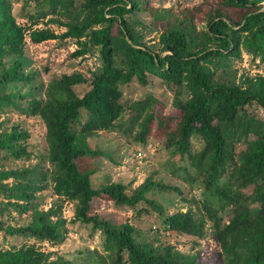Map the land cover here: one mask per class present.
I'll list each match as a JSON object with an SVG mask.
<instances>
[{
    "label": "trees",
    "instance_id": "trees-1",
    "mask_svg": "<svg viewBox=\"0 0 264 264\" xmlns=\"http://www.w3.org/2000/svg\"><path fill=\"white\" fill-rule=\"evenodd\" d=\"M264 0H202L191 6H155L156 0H83V6L68 21L58 20L66 30L58 34L49 28H33L39 17L31 15L29 28L13 14L12 0H0V112L28 97V111L42 117L51 132L46 140L55 158L7 173L16 182L11 203L27 212L28 221L7 229L11 235L60 244L68 234L63 216L64 201L74 203L81 219L99 228L110 264H264V121L254 112L264 109ZM75 0H50L53 11L69 13ZM146 9L154 16L160 33L161 50L155 51L139 39L127 14ZM28 31L33 43L56 38H74L80 48L74 57L84 56L88 39L98 48L100 65L87 76L82 72L64 73L52 79L44 95L33 89L21 92L17 85H28L34 76L24 72V52L18 49ZM243 50L258 58L263 73L240 75L232 60ZM117 58L118 61L117 62ZM150 75L174 85H185L188 97L170 114L165 100L149 96L133 101L137 140L147 144L152 136L162 139L173 154L190 153L193 138L201 141L196 157L197 174L203 179L209 197L202 202L204 215L197 217L190 206L172 212L156 198L158 191L178 193L181 203L190 201L177 184L147 177L131 188L130 183L113 181L95 184L93 164L84 158L101 155L92 148L90 137L113 128L126 108L122 86L135 77L143 84ZM246 115L244 125L238 114ZM29 132L13 127L0 133V151L14 158L29 154L25 141ZM248 137L246 146L236 152L233 143ZM75 142V143H74ZM175 172V162L172 161ZM50 188L57 200L41 207ZM216 198V201L214 200ZM96 199L113 201L130 208L136 216H154L159 227L179 234L191 243L185 251L170 240L160 250L138 241L129 222L114 224L93 214ZM231 207L224 222L221 211ZM7 209L3 207L0 211ZM78 219V218H76ZM207 219L212 221L219 244L209 256L201 254ZM0 228H3L0 222ZM48 254L35 243L0 251V264H49Z\"/></svg>",
    "mask_w": 264,
    "mask_h": 264
},
{
    "label": "rangeland",
    "instance_id": "rangeland-1",
    "mask_svg": "<svg viewBox=\"0 0 264 264\" xmlns=\"http://www.w3.org/2000/svg\"><path fill=\"white\" fill-rule=\"evenodd\" d=\"M202 0H156L155 6L165 8L171 6H191L198 4ZM13 14L17 21L29 28L32 21L31 15L40 14L39 23L33 25L35 28H49L61 34L66 30V26L61 25L58 20L68 21L71 19L69 14L74 15L78 10L84 8L83 0H75L67 11L62 8L53 11L50 7V0H12ZM264 3V1H263ZM131 27L141 41L155 51L161 50L160 33L161 31L154 26V16L146 9L134 11L127 14ZM28 31L22 43L18 44V49L24 52V72L32 74L34 81L31 84L17 85L21 92L33 89L35 95H44L45 87L52 79L59 78L64 73L79 71L87 76L100 65L98 48L87 40L86 53L84 56L74 57L72 52L80 48V44L74 38H56L45 40L41 43H33ZM117 62L118 58H117ZM120 64V62H119ZM122 65V64H120ZM0 64V73H1ZM232 67L238 70L240 75H256L263 73L262 63L259 59H253L244 50L241 57L232 60ZM147 84L141 83L136 77L129 83L122 86V102L126 108L122 117L116 125L108 131H100L90 137L89 144L92 148L101 151V155L84 158L85 164H93L94 173L92 174L95 184L122 181L130 183L131 188L139 185L147 177L167 183L177 184L182 187L188 195L190 201L181 203V195L172 192L158 191L156 198L170 206L172 212L178 206L184 210L192 207L197 217L204 215L202 202L209 197L203 179L197 174L196 157L201 150L199 138H193V147L190 153L173 154L163 144L161 138L152 136L147 144L142 143L135 137L138 129L136 113L129 109L130 103L142 100L149 96L162 98L165 100L166 114H170L176 109L179 102H184L188 97L185 85L174 86L154 75H150ZM28 99H19V106L13 103L7 113L0 112V133L10 131L13 127L29 132L30 136L25 141L28 145L29 154L21 158H14L12 155H5L0 151V251L4 249L18 248L25 243H35L40 250L48 254L47 263L49 264H110L107 252L103 248V238L99 228H94L91 223H85L81 219V212L71 201H64L62 213L67 219L68 234L64 242L52 244L47 241H36L34 238L25 236L11 235L7 229L18 226L28 221L27 212H19L11 203L16 202L12 195L16 192V182L7 173L13 169H21L39 162H45L55 158L46 140L47 134L51 129L39 115H33L28 111ZM254 114L264 121V109L256 106ZM246 115L239 113L237 124L244 125ZM248 137H242L233 143L234 150L238 152L246 146ZM75 143V142H74ZM172 161L175 162L177 171L173 172ZM44 196L41 207L47 209L56 200L57 196L52 193L50 188L40 193ZM216 204L218 202L214 198ZM93 214H99L103 218H108L114 224L129 222L135 227V236L138 241H145L147 244L160 250L163 244L170 240L178 248L188 251L191 243L184 236L163 230L159 227L154 216H136L128 207H119L113 201L96 199L92 205ZM231 207H225L221 211L225 221L231 216ZM78 218V219H76ZM203 256H209L219 244L214 238L212 221L207 219L206 237L201 240Z\"/></svg>",
    "mask_w": 264,
    "mask_h": 264
}]
</instances>
